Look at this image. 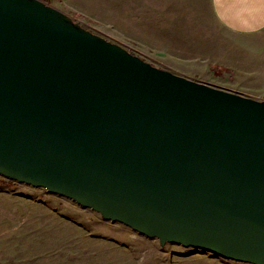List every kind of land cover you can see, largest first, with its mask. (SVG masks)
<instances>
[{"label": "water", "instance_id": "obj_1", "mask_svg": "<svg viewBox=\"0 0 264 264\" xmlns=\"http://www.w3.org/2000/svg\"><path fill=\"white\" fill-rule=\"evenodd\" d=\"M0 175L160 246L264 264V100L155 66L44 0H0Z\"/></svg>", "mask_w": 264, "mask_h": 264}, {"label": "rangeland", "instance_id": "obj_2", "mask_svg": "<svg viewBox=\"0 0 264 264\" xmlns=\"http://www.w3.org/2000/svg\"><path fill=\"white\" fill-rule=\"evenodd\" d=\"M44 1L62 11L66 8L60 0ZM67 14L99 34L97 24L90 19ZM124 48L140 56L129 45ZM190 78L264 100V81H244L234 73L217 69L205 79ZM0 264L251 263L179 244L160 246L156 238L139 234L120 222L105 220L74 200L0 175Z\"/></svg>", "mask_w": 264, "mask_h": 264}, {"label": "crops", "instance_id": "obj_3", "mask_svg": "<svg viewBox=\"0 0 264 264\" xmlns=\"http://www.w3.org/2000/svg\"><path fill=\"white\" fill-rule=\"evenodd\" d=\"M61 1L102 37L173 73L264 81V0Z\"/></svg>", "mask_w": 264, "mask_h": 264}]
</instances>
